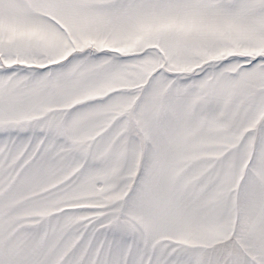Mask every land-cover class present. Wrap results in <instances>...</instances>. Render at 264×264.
I'll list each match as a JSON object with an SVG mask.
<instances>
[{
  "label": "snow or ice",
  "instance_id": "snow-or-ice-1",
  "mask_svg": "<svg viewBox=\"0 0 264 264\" xmlns=\"http://www.w3.org/2000/svg\"><path fill=\"white\" fill-rule=\"evenodd\" d=\"M0 264H264V0H0Z\"/></svg>",
  "mask_w": 264,
  "mask_h": 264
}]
</instances>
